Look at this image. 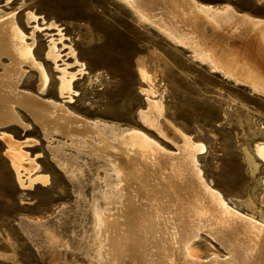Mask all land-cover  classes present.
<instances>
[{"label": "rangeland", "instance_id": "374dc122", "mask_svg": "<svg viewBox=\"0 0 264 264\" xmlns=\"http://www.w3.org/2000/svg\"><path fill=\"white\" fill-rule=\"evenodd\" d=\"M190 1L264 24V0ZM216 28L207 25L206 36L234 30ZM23 45L46 72L44 90L41 73L17 53ZM71 77L63 95V78ZM26 92L89 123L86 139L64 135L68 124L45 130L19 101ZM6 98L0 114L13 108V115L0 124V264H152L135 243L124 259L125 250L110 254L103 230L125 201L122 173L105 143L116 151L118 137L124 141L129 133L171 155L190 140L203 186L264 225V161L257 155L264 145V93L216 69L202 50L173 42L124 0H0V100ZM8 136L23 144L25 164L36 166L21 169L24 186L8 156ZM37 176L47 182L30 186ZM204 231L186 244L188 261L244 264ZM167 242L157 250L172 257L176 239Z\"/></svg>", "mask_w": 264, "mask_h": 264}, {"label": "bare ground", "instance_id": "6f19581e", "mask_svg": "<svg viewBox=\"0 0 264 264\" xmlns=\"http://www.w3.org/2000/svg\"><path fill=\"white\" fill-rule=\"evenodd\" d=\"M124 1L139 18L149 22L173 42L197 52L202 50L216 69L264 93V24L239 16L232 8L215 11L198 7L190 0ZM219 24L234 30L228 34L221 29L219 39L216 35L206 36L207 25L218 30ZM14 30L16 27L12 32ZM251 32L258 36L253 39ZM17 53L28 57L32 67L41 73L40 90H44L48 77L44 69L34 62L29 47L23 45ZM146 76L143 70V79ZM72 78H63V95L71 91ZM9 99L0 100L1 112ZM19 101L45 130L60 129L56 123H62V127L68 124L71 129L65 130L64 135H80L86 139L84 132L91 129L89 123L53 101L45 102L27 92L19 94ZM151 111L155 116L159 114L155 109ZM11 114H0V124L3 125ZM123 138L124 141H121L118 137L116 151H110L111 145L105 143L106 154L122 173L125 196L122 214L119 213L115 221L104 223V234L108 235L111 244L110 254L125 250V254L121 252L124 259L128 253L132 254L130 247L135 243L151 254L152 264H197L188 261L185 246L198 237L199 231L205 230L228 249L231 257L244 264H264V225L230 210L217 193L203 186L201 172L196 167L197 150L190 140L184 141L177 155H171L138 133H129ZM5 140L11 149L8 156L20 184L24 186L21 169L28 172L36 166L34 162L25 164L24 158L28 155L22 150L23 144L14 141L11 136L5 137ZM87 142L90 143L89 140ZM257 155L264 161V145L257 147ZM163 171L167 172V176L162 174ZM37 182L46 183L47 178L37 176L30 181V186ZM135 215L139 218L136 219ZM171 237L176 239L172 257L166 251L162 255L163 251L159 253L157 249L168 243Z\"/></svg>", "mask_w": 264, "mask_h": 264}]
</instances>
